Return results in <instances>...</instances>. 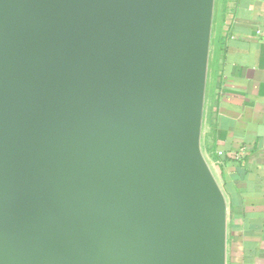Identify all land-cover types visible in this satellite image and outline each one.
Segmentation results:
<instances>
[{
  "label": "water",
  "instance_id": "obj_1",
  "mask_svg": "<svg viewBox=\"0 0 264 264\" xmlns=\"http://www.w3.org/2000/svg\"><path fill=\"white\" fill-rule=\"evenodd\" d=\"M213 6L0 0V264H226Z\"/></svg>",
  "mask_w": 264,
  "mask_h": 264
},
{
  "label": "crops",
  "instance_id": "obj_2",
  "mask_svg": "<svg viewBox=\"0 0 264 264\" xmlns=\"http://www.w3.org/2000/svg\"><path fill=\"white\" fill-rule=\"evenodd\" d=\"M213 27L200 147L226 198V264H264V0H226Z\"/></svg>",
  "mask_w": 264,
  "mask_h": 264
},
{
  "label": "rangeland",
  "instance_id": "obj_3",
  "mask_svg": "<svg viewBox=\"0 0 264 264\" xmlns=\"http://www.w3.org/2000/svg\"><path fill=\"white\" fill-rule=\"evenodd\" d=\"M225 1L226 0H214V6H213V29H212V33L214 35V31L217 27V24H219L220 22V14H221V10L222 8L225 6ZM210 68H208V74H209Z\"/></svg>",
  "mask_w": 264,
  "mask_h": 264
},
{
  "label": "built area",
  "instance_id": "obj_4",
  "mask_svg": "<svg viewBox=\"0 0 264 264\" xmlns=\"http://www.w3.org/2000/svg\"><path fill=\"white\" fill-rule=\"evenodd\" d=\"M219 153H221V152H219Z\"/></svg>",
  "mask_w": 264,
  "mask_h": 264
}]
</instances>
